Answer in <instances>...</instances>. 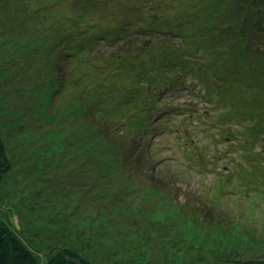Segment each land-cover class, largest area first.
Returning a JSON list of instances; mask_svg holds the SVG:
<instances>
[{"label":"rangeland","instance_id":"rangeland-1","mask_svg":"<svg viewBox=\"0 0 264 264\" xmlns=\"http://www.w3.org/2000/svg\"><path fill=\"white\" fill-rule=\"evenodd\" d=\"M249 1L264 14V0H0V219L40 264L60 247L182 264L187 247L160 242L188 234L210 256L188 264H264V52L244 58L232 24Z\"/></svg>","mask_w":264,"mask_h":264},{"label":"trees","instance_id":"trees-1","mask_svg":"<svg viewBox=\"0 0 264 264\" xmlns=\"http://www.w3.org/2000/svg\"><path fill=\"white\" fill-rule=\"evenodd\" d=\"M255 2H245L243 8H246V13L243 14L242 12L238 11V15L235 12L232 19L233 26L237 25L238 22L241 24V27L243 29L240 30V34L242 35L243 43L240 44V47L238 48V51L240 54H243L247 58L249 53H256L258 51L264 52V44L258 46L253 43V40L256 37V30L250 31V28L256 27V24H262L264 26V14L260 10L259 6L260 4ZM257 12L262 13L263 17L257 16ZM235 21V22H234ZM216 23H207L209 30H214L218 35L223 36L224 32H221L216 25ZM230 26V27H229ZM223 28H225L227 31H231L232 25L227 24L223 25ZM239 28H236L234 32L231 31V33L234 35L237 33ZM178 35H181L182 33H177ZM216 34H214L215 36ZM182 36V35H181ZM217 37V36H216ZM218 39V37H217ZM258 46V47H257ZM208 48L211 50V48L208 46ZM168 65H170L168 63ZM173 68L167 67V69L164 70L165 73L171 72ZM224 70V69H221ZM254 70V69H253ZM153 73H157L155 71H152ZM256 73V70H255ZM260 73V72H259ZM218 72L214 73L215 77H218ZM225 73H223L224 75ZM250 75H254L251 73ZM258 76V75H257ZM256 76V77H257ZM156 77H159V74H156ZM155 77V78H156ZM226 77H229V75H226ZM252 77V76H251ZM181 78V77H180ZM208 78V77H207ZM206 78V80H208ZM237 78V77H236ZM209 79H211V76H209ZM177 80V79H174ZM172 80L171 82H175ZM186 80H188L186 78ZM204 78H202L201 83L206 85L207 87L214 85V83L211 82V84L206 81ZM240 81V80H239ZM260 80L256 79L254 81V84L256 85L253 87L255 90L259 87ZM175 85V84H174ZM173 85V86H174ZM183 85L182 88L187 93H192L193 91L190 90L191 84H181ZM185 85V86H184ZM189 85V86H186ZM208 99V98H207ZM3 139L0 134V155L3 153ZM18 230L14 226H10L6 221L3 219H0V264H40L39 260L36 258V254L33 253V251L27 246V244L24 243V241L20 238L18 235ZM43 264H94L89 259L83 258L76 252H74L71 249H68L66 247H60L55 248L52 251H49V253L46 254V258L43 262Z\"/></svg>","mask_w":264,"mask_h":264},{"label":"bare ground","instance_id":"bare-ground-1","mask_svg":"<svg viewBox=\"0 0 264 264\" xmlns=\"http://www.w3.org/2000/svg\"><path fill=\"white\" fill-rule=\"evenodd\" d=\"M207 100H209V99H207ZM60 147H63L62 145L60 146ZM58 149L59 148H56V150L58 151ZM61 162H63V161H61ZM237 175L239 176V174L237 173ZM240 180L242 179V177L241 178H239ZM219 180V179H218ZM218 180H216V178H215V181H218ZM233 181V180H232ZM227 183H229V182H225V184H227ZM235 184V186H236V188L237 187H241L239 184H236V183H234ZM241 184H243V188L245 189V190H248L247 188H246V185H245V183L244 182H242ZM235 191H238V190H235ZM241 191V190H240ZM165 226L166 225H162V229H160V230H158V232H156L157 234H158V241L157 242H160V238H166L167 236H166V234L165 233H161L162 231H163V229L165 228ZM150 232L151 231H148V234H149V236H150ZM180 236H181V238H183L182 237V235L181 234H179ZM152 237H154V235L152 236ZM185 238H184V240L182 239V240H176V239H173V241L172 240H169L168 239V241H161L160 243H163V242H170V243H172L174 246L175 245H178V246H180L179 247V250H182L184 247H187L186 249H183L184 251H185V253H186V259L188 258L189 260H187V261H184V262H181L182 264H188V262H190V260L192 261V262H198L199 260L200 261H204V262H207V261H210V256H207V255H204L203 253L205 252L204 251V249H202L201 247H202V245H204L205 243V240L202 238V236H199V239L197 240L196 238H198V236L196 237V238H193V239H191L190 240V234H188V235H185L184 236ZM214 239V241H218L217 240V238L215 237V238H213ZM174 242V243H173ZM178 243V244H177ZM222 243L221 242H219V245H221ZM211 259H212V257H211ZM215 260H217V259H215ZM176 262V261H175ZM192 264V263H191Z\"/></svg>","mask_w":264,"mask_h":264}]
</instances>
